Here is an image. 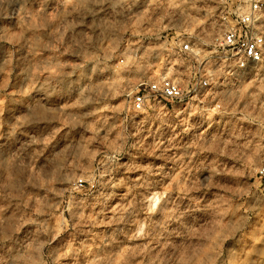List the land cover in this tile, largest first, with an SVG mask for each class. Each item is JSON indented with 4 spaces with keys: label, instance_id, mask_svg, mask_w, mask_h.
Segmentation results:
<instances>
[{
    "label": "clouds",
    "instance_id": "obj_1",
    "mask_svg": "<svg viewBox=\"0 0 264 264\" xmlns=\"http://www.w3.org/2000/svg\"><path fill=\"white\" fill-rule=\"evenodd\" d=\"M0 264H264V0H0Z\"/></svg>",
    "mask_w": 264,
    "mask_h": 264
}]
</instances>
